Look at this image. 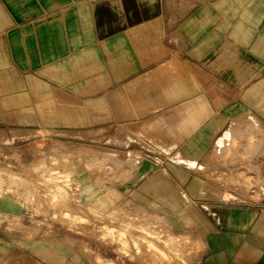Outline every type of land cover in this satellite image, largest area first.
Masks as SVG:
<instances>
[{
	"label": "crops",
	"instance_id": "crops-1",
	"mask_svg": "<svg viewBox=\"0 0 264 264\" xmlns=\"http://www.w3.org/2000/svg\"><path fill=\"white\" fill-rule=\"evenodd\" d=\"M43 129L134 157L197 264H264V0H0V141Z\"/></svg>",
	"mask_w": 264,
	"mask_h": 264
},
{
	"label": "rangeland",
	"instance_id": "rangeland-1",
	"mask_svg": "<svg viewBox=\"0 0 264 264\" xmlns=\"http://www.w3.org/2000/svg\"><path fill=\"white\" fill-rule=\"evenodd\" d=\"M88 157L44 129L0 141V244L51 264H197L201 238L138 191L134 157Z\"/></svg>",
	"mask_w": 264,
	"mask_h": 264
}]
</instances>
